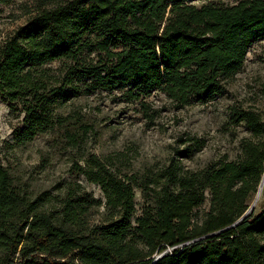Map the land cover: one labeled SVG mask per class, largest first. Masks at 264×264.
I'll return each instance as SVG.
<instances>
[{
  "label": "trees",
  "instance_id": "trees-1",
  "mask_svg": "<svg viewBox=\"0 0 264 264\" xmlns=\"http://www.w3.org/2000/svg\"><path fill=\"white\" fill-rule=\"evenodd\" d=\"M26 13L0 41V96L10 114L22 115L18 142L65 124L55 107L95 90L125 89L130 101L160 91L182 106L210 103L264 38V0H39ZM232 116L257 140L242 141L235 160L197 170L179 161L202 139L182 140L144 177L88 153L57 193L31 195L0 161V264H151L162 252L154 264H264V207L226 228L261 184L264 119L249 109Z\"/></svg>",
  "mask_w": 264,
  "mask_h": 264
},
{
  "label": "rangeland",
  "instance_id": "rangeland-1",
  "mask_svg": "<svg viewBox=\"0 0 264 264\" xmlns=\"http://www.w3.org/2000/svg\"><path fill=\"white\" fill-rule=\"evenodd\" d=\"M38 1L12 0L0 5V41L27 22L31 14L26 12L33 10ZM244 109L264 119V38L247 50L240 70L224 93L206 104L191 102L182 106L160 91L130 101L125 89L95 90L55 107V112L67 116L65 124L18 142L13 129L20 125L22 115L10 114L0 96V161L15 183L31 195L43 190L57 193L55 186L71 178L68 169L73 161L88 153L109 159L123 173L144 177L166 165L182 140L202 139L205 144L200 150L179 161L184 169H202L222 158L235 160L242 141L257 140L243 122H234L232 113ZM83 184L94 196L102 197L97 186ZM134 199L139 209L142 197L138 189ZM263 207L264 175L254 213ZM201 208H207V202Z\"/></svg>",
  "mask_w": 264,
  "mask_h": 264
},
{
  "label": "water",
  "instance_id": "water-1",
  "mask_svg": "<svg viewBox=\"0 0 264 264\" xmlns=\"http://www.w3.org/2000/svg\"><path fill=\"white\" fill-rule=\"evenodd\" d=\"M262 181H263V178H262ZM262 181H261V184H262ZM260 184V186H261ZM259 186V188H260ZM259 188L256 192V195H255V198L253 200V202L249 205V207L247 208V210L242 214V216L235 222L233 223L232 225L226 227V228H230L232 226H234L237 222L243 220L244 218H246L253 210H254V206H255V199H256V196L259 192ZM219 232V231H218ZM163 255V252L162 253H159L158 255H156L154 258H153V261L151 262V264H154L161 256Z\"/></svg>",
  "mask_w": 264,
  "mask_h": 264
},
{
  "label": "bare ground",
  "instance_id": "bare-ground-1",
  "mask_svg": "<svg viewBox=\"0 0 264 264\" xmlns=\"http://www.w3.org/2000/svg\"><path fill=\"white\" fill-rule=\"evenodd\" d=\"M262 182H263V181H262ZM260 189H261V186H260V188H259V192H258V194H257V196H256V199H257V197L259 196ZM256 199H255V202H256Z\"/></svg>",
  "mask_w": 264,
  "mask_h": 264
}]
</instances>
